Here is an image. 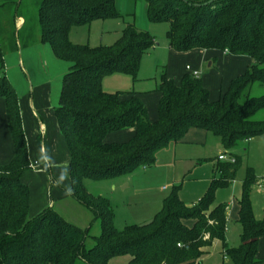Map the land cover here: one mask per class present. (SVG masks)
I'll list each match as a JSON object with an SVG mask.
<instances>
[{"label":"trees","instance_id":"1","mask_svg":"<svg viewBox=\"0 0 264 264\" xmlns=\"http://www.w3.org/2000/svg\"><path fill=\"white\" fill-rule=\"evenodd\" d=\"M144 1L150 22L168 23L167 38L174 50H218L249 57L252 64L216 102L210 100L200 77L187 73L176 84L163 74L157 89L161 94L158 117L151 121L139 94L106 92L103 78L120 73L135 80L142 58L155 44L154 37L129 24L114 45L73 44L69 40L72 26L123 18L116 10V0H37L40 42L51 47L57 60L70 64L55 113L71 157L70 196L92 219L84 229L52 207L30 217V188L21 177L32 166L19 99L7 79L0 78V97L6 102L16 153L12 162L0 168V264H109L121 255L130 256L128 264H201L216 241L223 242L222 254L233 264L262 263L257 256L264 218H255L251 202L255 176L249 172L242 185L239 247L230 248L225 242L228 205H215L217 191L236 180L238 156L230 155L234 163H218L208 190L193 206L182 202V185H176L152 222L121 231L114 227L109 200L91 195L86 188V181L109 180L141 166H154L160 150L183 141L193 128L219 136L227 149L264 134V118L258 117L264 112V94L253 96L251 92L255 86L264 88V0ZM22 3L4 0L0 4V8L15 6L13 28L17 18L25 20L20 15ZM1 31L0 25V36ZM9 41L0 39L1 70L5 69V44L15 50ZM128 128L135 129L129 141L106 142L110 134ZM97 223L100 233L92 235Z\"/></svg>","mask_w":264,"mask_h":264},{"label":"rangeland","instance_id":"2","mask_svg":"<svg viewBox=\"0 0 264 264\" xmlns=\"http://www.w3.org/2000/svg\"><path fill=\"white\" fill-rule=\"evenodd\" d=\"M3 1L0 0V4ZM36 1L23 0L20 15L25 17L27 23L21 31L13 28L15 6L9 4L0 8L2 29L0 39L7 43L12 40L15 45L14 48L18 50V55L21 46L24 50H26L27 45L32 48L30 63L32 73L35 75L32 76V81L35 82L34 86L43 84V88L46 87L45 93H48L49 96H41L40 104L43 106L42 112L44 114L42 117L46 126L44 140L51 166L39 167L35 164V162L43 161V155L40 151V134L38 140L37 129L31 123L28 125L30 140L25 133L28 153L32 162V170L27 173L28 183L26 185L30 188V193L33 194L35 200L43 199L44 194H46V202H54L52 208L57 213L68 222L86 229L91 226L92 215L73 198L62 202L67 192L72 190L70 153L66 140L60 131L55 109L62 89V79L69 70L70 64L57 60L48 44L35 45L36 40H41ZM118 3L121 12H118L117 8L116 10L123 18L98 19L90 24L74 25L69 34L71 43L90 47L114 45L129 24L135 25L139 30L149 32L154 37L155 44L151 51L142 58L136 79L120 73L107 75L103 78V86L107 91L142 93L148 108L149 118L155 119L158 117V104L161 97L157 89L163 74H166L168 79L175 80L176 84H180L182 77L187 74V67L192 71H197L203 86L210 92L212 102L218 101L221 95L228 91L232 82L229 70L226 69L225 72L218 73L214 67H209L208 59H212L215 57L214 53H221L220 51L194 49L178 52L170 47L167 38L168 23L150 22L146 4L143 1L137 0L135 5L130 4L128 6L126 0H120ZM7 46V44L4 46L5 57L14 52ZM16 68L22 67L18 64ZM3 73L4 70L0 68V78H4ZM32 81L27 78V88L21 83L17 84V82H14L16 84H12L11 87L16 90L18 97H21L19 93L23 94L27 89L29 92L31 91ZM251 92L253 96H259L264 94V88L255 86ZM258 117L264 118V112ZM207 134V139L202 144L182 145L187 148L186 156L182 158L185 167L182 176L181 173L167 168V158L174 157L176 153V145L172 143L157 155L153 167L141 166L132 173L109 180L86 181V188L91 195L102 196L109 200L115 213L114 227L121 231L126 226L152 222L162 210L165 199L176 185H182L180 199L184 204L196 202L206 193L210 179L213 178L211 160L217 159L220 154L238 156L241 162L236 181L232 182L229 187L217 191L215 203L228 204L225 242L230 248L239 247L241 240L238 239L237 232L234 233L233 231V227L236 228V223L231 219V214L234 204L241 197L242 185L249 172L257 180L252 187L251 197L253 210L256 209L258 217L255 218L257 220L264 218V134L251 138L249 143L246 140H240L232 149L225 148L219 136L211 132ZM47 205L49 206V204ZM37 209L34 206L31 210L30 206L31 218L42 211ZM228 229L231 230L229 233L227 232ZM99 233L100 224H94L91 234L98 235ZM233 239L235 242H232ZM222 249L223 242L216 241L202 256L201 264H233L228 257L222 254ZM258 258L259 260L264 259V247L262 252L258 253ZM129 261V255H121L111 258L109 264H128Z\"/></svg>","mask_w":264,"mask_h":264},{"label":"crops","instance_id":"3","mask_svg":"<svg viewBox=\"0 0 264 264\" xmlns=\"http://www.w3.org/2000/svg\"><path fill=\"white\" fill-rule=\"evenodd\" d=\"M119 1L120 0H116L115 5H116L118 12H121L118 8V4H119L118 2ZM136 1L137 0H126L127 6L130 4L135 5ZM141 1H143L146 4V8L148 11L147 3L144 0H141ZM24 22H25L24 18H17L16 23H15L16 28L21 31L24 28ZM35 45H42L43 46L46 44L41 43L40 40H36ZM17 52H18V50L15 49L13 53H9L6 57H4V67H5L4 73H3L4 78L7 79V81L9 82V84L11 86H12V84L13 85L16 84L14 82H17V84L21 83V85H25V87L27 88V85H26L27 78L32 81V76L33 77L35 76L34 73H32V70H31L32 65L30 63V55L33 53L32 48H30L29 45H27L26 50H24L21 46L20 47V54L18 55ZM214 54H215V57H213L212 59H208L209 67H214L218 73H221L222 71L225 72L226 69H228L229 72L231 73L230 74V80H234L237 77L243 75L245 73V71L247 70V68L252 64V59L249 57H246V56H234V55H231V54L226 53V52L214 53ZM18 64L21 65L22 68L17 69L16 66ZM186 71H187V68H186ZM187 73H190V72L187 71ZM34 84H35V82L33 83V81H32V89L30 88L31 89L30 92H29V89H27V91H24L23 94L19 93L21 97H18L19 108H20L21 118H22V123H23V129H24V133H26V135H27L28 140H30L29 139L30 135H29V131H28V125H30L32 123L36 127L37 134H38V136H37L38 140H39V134H40V151L43 155V161L35 162V164L39 167L51 166L50 161L47 157V150L45 147L46 145H45V140H44L45 136H46V126L44 124V120L42 117V115L44 114L42 112L43 106L40 104L41 96H43V95L48 96V93H45L46 87L43 88V86H44L43 84H37L35 86H34ZM103 89L106 92H109L105 89L104 86H103ZM15 92H16V90H15ZM121 92H123V91H121ZM126 92H128V91H126ZM136 93L139 94L140 99L142 100V102L146 106V103L142 97L143 94L138 93V92H136ZM16 94H17V92H16ZM17 96H18V94H17ZM160 96H161V94H160ZM125 97H127V96H125ZM58 103H59V101H58ZM156 119L150 118L151 121H155ZM207 133L208 132H206L204 130L193 128L187 133V135L185 136L183 141L176 143V144L174 143L176 145L175 146L176 153H175L174 157H172V158L168 157L167 158V162H168L167 168L172 169L174 172L181 173V176H182L184 174V168H185L184 164L182 162V160H183L182 158L186 156V151H187V148H185V146L186 145L202 144V142L206 141V139H207V135H208ZM134 135H135V129L134 128H128V129L110 134L107 137L106 142L107 143H124V142L129 141ZM249 141H246V142L249 143ZM182 145H185V146H182ZM167 148H164V149H167ZM164 149H162V150H164ZM162 150H160L157 153V155ZM15 155H16V153H15L14 141H13V137H12V134L10 131L9 123H8L6 102H5V99L0 97V168L4 167V166L8 165L10 162H12L13 159L15 158ZM157 155H156V157H157ZM219 156L217 159L211 160V162L213 164V174L215 172V168L218 165V163L222 162V161H219ZM229 156H227V157H229ZM70 160H71V157H70ZM223 162H226V161H223ZM31 166H32V162H31ZM151 167H153V166H151ZM31 170H32V168H31ZM31 170L25 172L22 175L21 181L24 184L28 183L27 173L30 172ZM211 180H212V178L210 179L209 185L211 183ZM70 193H71V191L67 192V195L65 196V199L62 200V202L67 201L71 198ZM179 196H180V193H179ZM45 197H47L46 194H44L43 199L35 200L33 198V194H31V196H30L31 210L34 208V206H36V208H38L37 210H39V209L44 210L46 208L52 207L54 202L47 203L45 200ZM251 197H252V194H251ZM200 199L201 198H199L194 203H189V204H187V205L185 204V205L187 207H191L195 203H197ZM240 199H241V197L237 200L236 204H234V206L232 208L231 219L233 220V222L236 223V226H235L236 228L233 227V231H234V233L237 232L238 239L241 240L242 226L238 222ZM34 200L36 201V203L34 202ZM47 204H49V206ZM218 204L219 203H215V205H218ZM46 206H48V207H46ZM227 211H228V208H227ZM253 212H254V216L256 218H258L256 215V209L253 210ZM227 223H228V220H227ZM226 228H227V226H226ZM229 231H231V230L228 229L227 232L229 233ZM232 242H235L234 239ZM233 244H239V243H233ZM233 246H237V245H233ZM263 247H264V236L261 237V239L259 241L258 253L262 252ZM222 252H223V249H222ZM261 261H262L261 264H264V259H261Z\"/></svg>","mask_w":264,"mask_h":264},{"label":"built area","instance_id":"4","mask_svg":"<svg viewBox=\"0 0 264 264\" xmlns=\"http://www.w3.org/2000/svg\"><path fill=\"white\" fill-rule=\"evenodd\" d=\"M187 71H189L193 76L195 77H199V73L196 72V71H191V69L189 67H187ZM249 141V140H247ZM43 151V150H42ZM44 152V151H43ZM219 161H228V162H231V163H234L235 162V158L233 156H225V155H220L219 156ZM180 246V245H179Z\"/></svg>","mask_w":264,"mask_h":264},{"label":"water","instance_id":"5","mask_svg":"<svg viewBox=\"0 0 264 264\" xmlns=\"http://www.w3.org/2000/svg\"><path fill=\"white\" fill-rule=\"evenodd\" d=\"M213 1V0H212ZM212 1H210L209 3H212Z\"/></svg>","mask_w":264,"mask_h":264}]
</instances>
